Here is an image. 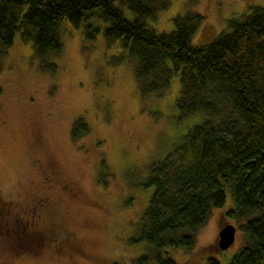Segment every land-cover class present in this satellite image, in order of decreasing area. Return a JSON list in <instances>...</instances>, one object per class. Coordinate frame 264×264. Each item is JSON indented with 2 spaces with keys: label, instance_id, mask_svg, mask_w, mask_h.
<instances>
[{
  "label": "rangeland",
  "instance_id": "rangeland-1",
  "mask_svg": "<svg viewBox=\"0 0 264 264\" xmlns=\"http://www.w3.org/2000/svg\"><path fill=\"white\" fill-rule=\"evenodd\" d=\"M251 5L264 0H172L148 25L170 32L174 18L192 9L204 16L192 38L202 45ZM61 36L56 73L40 69L20 31L0 71V264H134L147 249L132 238L154 189L144 185L149 165L206 116L181 115L178 72L163 93L142 97L134 64L127 57L118 62L126 55L118 41L109 45L101 31L91 43L83 24L68 19ZM77 119L89 129L74 140ZM232 205L227 191L192 248H168L167 255L176 264H207L213 257L227 264L243 243L239 223L227 215ZM227 224L236 227L235 241L221 249Z\"/></svg>",
  "mask_w": 264,
  "mask_h": 264
},
{
  "label": "trees",
  "instance_id": "trees-1",
  "mask_svg": "<svg viewBox=\"0 0 264 264\" xmlns=\"http://www.w3.org/2000/svg\"><path fill=\"white\" fill-rule=\"evenodd\" d=\"M194 4L195 1H190ZM172 0H0V71L17 31L32 43L43 72L54 74L63 51L61 24H83L86 40L103 31L110 45L119 42L135 66L142 97L161 94L179 73L176 106L181 115L205 119L181 142L149 165L144 185L153 192L132 242H146L134 264H176L168 248L190 249L211 210L223 207L239 223L243 243L227 264H264V6L251 5L228 21L211 42L195 45L193 35L204 16L192 9L174 18L170 32L149 27ZM124 8L132 12L126 16ZM97 19L105 22L102 28ZM77 119L72 138L88 132ZM118 264V263H114ZM207 264H222L210 258Z\"/></svg>",
  "mask_w": 264,
  "mask_h": 264
},
{
  "label": "water",
  "instance_id": "water-1",
  "mask_svg": "<svg viewBox=\"0 0 264 264\" xmlns=\"http://www.w3.org/2000/svg\"><path fill=\"white\" fill-rule=\"evenodd\" d=\"M236 227L233 224L225 225L219 233V246L227 249L235 241Z\"/></svg>",
  "mask_w": 264,
  "mask_h": 264
}]
</instances>
